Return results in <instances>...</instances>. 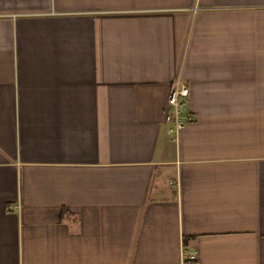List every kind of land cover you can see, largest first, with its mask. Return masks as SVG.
I'll use <instances>...</instances> for the list:
<instances>
[{"label":"crops","instance_id":"1","mask_svg":"<svg viewBox=\"0 0 264 264\" xmlns=\"http://www.w3.org/2000/svg\"><path fill=\"white\" fill-rule=\"evenodd\" d=\"M0 264H264V0H0Z\"/></svg>","mask_w":264,"mask_h":264},{"label":"built area","instance_id":"2","mask_svg":"<svg viewBox=\"0 0 264 264\" xmlns=\"http://www.w3.org/2000/svg\"><path fill=\"white\" fill-rule=\"evenodd\" d=\"M188 94V85L180 80L174 82L168 93L164 121L168 125L167 132L172 138H176L186 122L191 119L184 113ZM8 209L12 210V206H9ZM188 257L192 259L194 255L190 253Z\"/></svg>","mask_w":264,"mask_h":264}]
</instances>
